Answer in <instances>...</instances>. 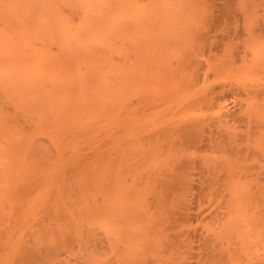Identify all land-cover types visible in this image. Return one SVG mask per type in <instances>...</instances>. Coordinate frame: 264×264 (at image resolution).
Listing matches in <instances>:
<instances>
[{
	"label": "bare ground",
	"instance_id": "bare-ground-1",
	"mask_svg": "<svg viewBox=\"0 0 264 264\" xmlns=\"http://www.w3.org/2000/svg\"><path fill=\"white\" fill-rule=\"evenodd\" d=\"M0 264H264V0H0Z\"/></svg>",
	"mask_w": 264,
	"mask_h": 264
}]
</instances>
